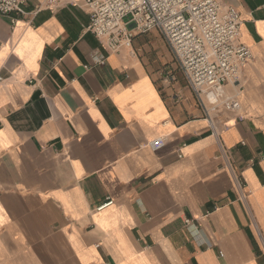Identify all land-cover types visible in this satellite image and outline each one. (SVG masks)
I'll use <instances>...</instances> for the list:
<instances>
[{"label":"crops","instance_id":"crops-1","mask_svg":"<svg viewBox=\"0 0 264 264\" xmlns=\"http://www.w3.org/2000/svg\"><path fill=\"white\" fill-rule=\"evenodd\" d=\"M220 1L253 52L228 127L158 29L110 51L86 0L0 14V264H264V0Z\"/></svg>","mask_w":264,"mask_h":264},{"label":"built area","instance_id":"built-area-1","mask_svg":"<svg viewBox=\"0 0 264 264\" xmlns=\"http://www.w3.org/2000/svg\"><path fill=\"white\" fill-rule=\"evenodd\" d=\"M47 1L48 8L60 3ZM25 5L26 0H0V14L16 24L28 13ZM85 5L91 15L88 30L110 51L131 44L135 32L130 24L140 32L158 29L207 117L211 120V112L220 111L223 126H229L228 114L241 107L243 68L253 60L251 48L240 41L242 18L234 5L220 0H86ZM42 9L38 5L29 13ZM227 85L234 86L232 95ZM163 144L164 138L152 142L156 148ZM112 203L108 200L97 210Z\"/></svg>","mask_w":264,"mask_h":264}]
</instances>
